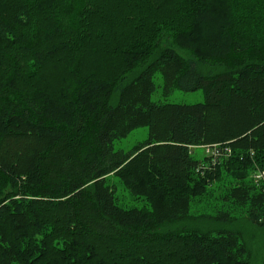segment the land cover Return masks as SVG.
Wrapping results in <instances>:
<instances>
[{"label": "trees", "instance_id": "obj_1", "mask_svg": "<svg viewBox=\"0 0 264 264\" xmlns=\"http://www.w3.org/2000/svg\"><path fill=\"white\" fill-rule=\"evenodd\" d=\"M156 76L204 102L154 101ZM214 145L231 153L194 156ZM222 170L244 225L191 213ZM258 171L264 0H0V264H264Z\"/></svg>", "mask_w": 264, "mask_h": 264}, {"label": "rangeland", "instance_id": "obj_2", "mask_svg": "<svg viewBox=\"0 0 264 264\" xmlns=\"http://www.w3.org/2000/svg\"><path fill=\"white\" fill-rule=\"evenodd\" d=\"M183 53V52H182ZM184 54V53H183ZM156 90L152 96L154 101H168L175 103H198L204 102V93L201 89L194 91H187L175 88L168 96H162V82L160 76L155 77ZM148 137V127H140L132 131L126 138L118 140L114 144L115 150H123L125 152L130 151L137 144L143 142ZM194 156L196 158L202 159L207 153L204 147H198L194 150ZM255 173L251 172L247 179H253ZM255 178V177H254ZM110 183L116 187V196L118 203L126 208H147L148 202L145 198L136 196L132 191L124 184L122 181L115 176H110ZM237 183V178L228 173L225 170H222L221 175L218 179L213 180L208 183L207 187H203L200 193L193 195V203L191 205V213L193 215L201 214H212L215 210L220 208L229 209L235 213L236 216H239L241 220V225H244L242 222V216L244 215V209L229 203H223L221 201L222 196L228 189ZM241 217V218H240ZM261 245H255L254 250L257 253ZM259 259L255 261V264H261L259 253Z\"/></svg>", "mask_w": 264, "mask_h": 264}, {"label": "built area", "instance_id": "obj_3", "mask_svg": "<svg viewBox=\"0 0 264 264\" xmlns=\"http://www.w3.org/2000/svg\"><path fill=\"white\" fill-rule=\"evenodd\" d=\"M204 148L207 155L211 156L213 164L216 163L218 157L228 156L231 153L229 147H221L220 145L205 146ZM254 177L256 180H264V171H258Z\"/></svg>", "mask_w": 264, "mask_h": 264}]
</instances>
